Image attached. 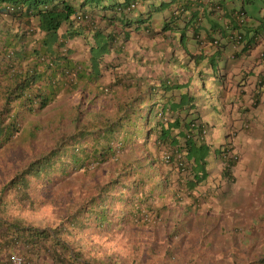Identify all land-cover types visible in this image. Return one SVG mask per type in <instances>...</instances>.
<instances>
[{
    "label": "trees",
    "instance_id": "1",
    "mask_svg": "<svg viewBox=\"0 0 264 264\" xmlns=\"http://www.w3.org/2000/svg\"><path fill=\"white\" fill-rule=\"evenodd\" d=\"M5 2L11 3L14 10H6ZM74 4H83V0H0V145L18 130L23 111L43 108L59 90H78L90 105L99 101V95L106 98L109 94L115 95L91 85L86 73L75 70L72 61L60 52L65 38L77 34L78 28L72 26L63 28L62 34L57 33L63 23L69 22V16L75 11ZM2 15H8L10 20L3 21ZM104 35L112 40L114 32ZM103 48L104 42L100 53ZM160 71L157 83H141L126 71L114 107L87 109L88 120L80 126L77 125L80 113L76 110L71 118L70 134L0 181V264H12L11 254L19 255L22 264H140L134 257L125 262V257L115 249L91 251L90 255L80 244L69 243L64 234L71 233L72 224L83 226L88 215H93L96 225L102 226L109 224L112 215L117 225L126 226V231L139 232L160 217L159 210H166L169 216L181 213L182 187L194 188L202 181L205 184L206 138L199 126L194 134L190 133L191 120L185 119V115L180 117V112L185 111L187 115L195 102L186 90H179L182 84L176 83L171 74ZM71 72L75 81L69 75ZM195 111L199 117V111ZM123 151L131 153L133 158L117 156ZM163 151L171 153L168 162L161 159ZM174 153L180 157L176 159ZM109 157L117 159L119 165L101 185L102 191L58 224H29L22 215L16 214L15 210L22 205L31 208L36 205L29 192L32 178L48 181L54 174L63 177L85 165L91 168L88 164L100 163ZM182 170L186 179L192 174L186 185L179 176ZM227 171L222 172L228 174ZM232 238L231 234L217 236L223 245L233 241ZM183 239L189 240L181 250L178 246ZM175 240L174 245L163 251L164 258L152 264H211L209 258L214 251L208 253L206 262L200 257L216 246L214 242L204 239L199 242L196 230L186 231ZM249 240L245 238L243 245ZM231 247H228L231 253L227 256L224 251V259L220 256L218 264H264V252L246 260L240 254L236 256Z\"/></svg>",
    "mask_w": 264,
    "mask_h": 264
},
{
    "label": "clouds",
    "instance_id": "2",
    "mask_svg": "<svg viewBox=\"0 0 264 264\" xmlns=\"http://www.w3.org/2000/svg\"><path fill=\"white\" fill-rule=\"evenodd\" d=\"M245 2L249 3L250 1L240 0L239 6L235 7L223 0H83V4H74L75 11L69 16V22L63 23L57 32L58 35L64 33L62 30L66 26L78 28L76 29L77 34H73L67 39L65 38L64 43L59 47L60 52L65 53L70 62L72 61L71 63L75 65V70L81 69L86 73L91 85L98 89L100 86L104 90L114 92L115 95L109 94L107 97H111L114 103L119 99L126 71L132 74L136 72V70H130V65L128 64L119 66L124 67L123 70L115 68L119 65L118 60L121 59L123 61L124 55H130L129 42L134 43L141 39H155L157 44L161 41L172 44L170 52L156 61V65L159 62L156 68L158 75L161 74L160 70L165 73H172L170 67L166 66L169 59L171 63L177 62V65H182L187 70V79L183 83V90H186L189 94L188 97L193 98L195 102V106L188 110L191 116L185 115V119L189 118L191 120L190 133H193L199 126L203 137L206 138L204 143L208 146L207 150L212 148V140L214 138H217L218 147L217 152L206 151L203 156L208 164L204 181L207 186L203 188L206 190L204 197L200 201L196 197V195H199V193L194 194V191L199 192L194 190L196 186L190 189L187 186L182 187L181 191L190 194V199H181V213L173 216H169L166 210H164L166 212L165 216L163 215L164 211L160 213V218L168 223V232L174 239L183 237L184 233L191 229L190 232L196 230L197 233L206 231L207 234H200L203 235L202 239H205L204 236H210L212 242H214L213 232L216 228L222 231L219 235L231 234L233 236L232 239L238 238V240L228 241L226 247L232 246L231 248H235L236 246L232 244L233 242L242 247L245 238H251V233L254 231L253 227L264 226V193H262L264 192V176L259 178V167L257 165L253 164V170L250 166L251 160L258 159L259 156L261 160H264V66H261L256 73L254 70L250 72L251 75H255V80L249 91V100L237 103L234 99V104L232 102L229 104L231 108L236 105H242L238 112L235 110L228 111V116L230 114H238V119L241 121L239 123L236 121L227 123L220 134L212 136L210 134L217 132L219 128H214L210 121L202 118V113L199 111V86L196 82L199 79V74H202L201 71L206 68L205 65L211 66L214 72H219L217 60L212 56V52L207 53L205 56L199 55V41L206 40L211 34L216 37L211 40V51L234 50L237 46L251 49L245 43L252 41L253 43L261 44L260 50L258 52L255 51V63L253 62L252 67L260 63V61L264 62V9H261L259 17H256L251 7L244 8ZM163 3L179 11V15L174 18L171 24L166 17L164 8H161ZM4 8L6 10H14V6L8 2L4 3ZM199 10L206 16L207 21L217 24H214L211 28L201 26L199 24L201 22L198 14ZM169 11H171V8H169ZM1 19L3 21L5 19L10 20V17L2 15ZM110 31L114 32L112 40L104 35ZM36 33L43 34L41 31H36ZM98 38H104L102 39L104 49L97 60L99 67L94 68L92 52ZM125 46L127 47V52H123ZM176 46V49H180V53L183 56L181 63H179V59L174 52ZM229 55L232 57V53ZM99 58H102L103 61H100ZM204 59H206V62L203 64L201 62ZM134 60L138 61V59ZM24 64L25 61H22L21 65L24 66ZM106 70H108L109 76L113 77V79L105 81V79L101 78L106 75ZM72 74L73 72L69 75ZM72 77H74L73 81H75V75H72ZM136 77L141 78L142 75H136ZM159 78L160 76H157L155 79H151L152 82L150 80L147 82L157 83ZM94 81H96L97 85H95ZM114 83L120 84L122 87L118 88L117 85L113 87ZM154 88L158 90L157 86H154ZM239 92L244 93L243 89H239ZM99 97L105 98L103 95H99ZM221 97H225L224 89L221 91ZM195 110L199 111V117L195 116L197 113ZM257 113L262 115L263 120L260 124L262 125V133L254 134L252 137L256 140L250 142V137L246 136L249 133L247 131L249 125L243 119L247 115H249V118H255ZM253 128L252 125L250 130L252 131ZM248 144L254 146L251 153L246 152L248 171H244V173L247 172L250 180L248 182L239 181L235 183H238L241 188H244V186L248 188L249 183L251 185L256 184L255 190H253V198L251 200L245 199L244 204L245 210L243 212H251L249 222H247L248 217L244 213L241 216L242 219L236 221L238 216L229 213L230 207L226 203L225 198L221 200L208 195L210 192L215 191L213 186H218V190L233 192L231 186L234 182L229 183L227 181L229 184L223 185L221 181L234 179L233 168L236 165L243 166L244 147ZM256 146L260 147V149L254 151ZM170 154L168 151H163L160 155L162 161L168 162ZM174 157L178 159L180 156L174 153ZM88 166L92 167L93 164L90 163ZM262 167L264 168V163ZM224 169L228 170V174H223L222 171ZM251 172H254L257 176L253 177ZM180 173L179 176H182L183 185H186L192 174L188 175L186 179L183 170ZM210 174H212L210 179L215 175L214 178H217L216 182L207 181ZM170 176H173V174H170ZM212 193L216 196L219 195L216 192ZM187 204L189 205L188 207L186 206ZM199 216H202V218L199 219ZM205 218L207 219L204 220ZM191 220L195 221L196 224H191L187 227ZM233 230L235 233H232ZM240 232L241 234H239ZM227 250L228 248H225L228 256L230 253ZM244 255H242L243 258Z\"/></svg>",
    "mask_w": 264,
    "mask_h": 264
},
{
    "label": "rangeland",
    "instance_id": "3",
    "mask_svg": "<svg viewBox=\"0 0 264 264\" xmlns=\"http://www.w3.org/2000/svg\"><path fill=\"white\" fill-rule=\"evenodd\" d=\"M223 1L235 7L239 6L240 4V0ZM249 1V3H244V8L251 7L253 9L254 16L259 17L261 9H264L263 0ZM161 8H164V12L166 17L170 20V24L172 21H174V18L179 15V11L174 10V7L166 6L164 3ZM169 8H171V11H169ZM198 14L199 19H201V22H199L201 26H204L205 28H211L214 24H217L212 21H207L206 16L202 14V11L199 10ZM213 38L216 37L211 34L206 40L199 41V55L205 56L207 53L211 52V40ZM102 39L104 38H98L96 40V45L93 48L92 56L94 60V68L99 67L97 60L101 54L99 50L103 45ZM127 51V47L125 46L123 52ZM174 52L176 53L177 57L179 54L182 55L180 53V49H174ZM145 80H147V77H144L143 75L141 78H139L141 83H143ZM247 89L250 90L251 88L248 87ZM105 98L103 99L100 97L97 99L99 101L90 105L87 103L88 99L83 96L82 92L77 90L75 91L70 88H64L63 90H59L57 93H55L52 99L43 108L35 107L32 112L23 111L20 116L21 118L19 120L18 130L8 141H5L0 145V181L7 179L8 176L14 173L18 168L22 167L26 162L34 158L37 154L50 150L57 142L70 134L73 131L71 118L76 115V110L77 114L80 113L77 123V125L80 126L82 123L85 124V122L88 120L87 109L93 106L98 107L103 105H106L108 109L114 107L115 103L113 99L111 97ZM180 115H186V112L182 111L180 112ZM187 116H191V113H188ZM212 143V148L206 150L207 152L210 150L217 152V138H214ZM253 147L254 146L251 144H248L244 147L245 153H243V166L236 165L233 168L234 179L221 181V184L223 185L234 182V184L231 186V190L233 192L218 190V186H213L215 191L212 192H216L219 195L216 196L212 192L208 194L211 197L220 198L221 200L225 198L226 203L229 204L230 211L233 212L234 215L238 216L236 221L242 219L241 216H243V210H245V199L251 200L253 198V190H255L256 187V184H253L248 188H241L238 183H235L239 181L248 182L250 180L247 172L244 173V171H248L246 152L251 153ZM117 156H120L121 158H133L132 154L127 151H123ZM263 163L264 160H261L260 156L258 159H253L250 162L252 170L254 169L253 164L259 167V178L264 176V168L262 167ZM117 164L119 165L117 159L114 157H109L100 163H93L91 168H86L85 165L84 167L86 170H83L84 167H82L78 170L71 171L69 174L63 177L54 174L53 177L48 181L43 178H32L29 184V192L34 199V204L36 205L34 208L22 205L18 207L15 212L16 214L22 215L25 218V222L29 224L40 226L56 225L67 215L70 216V214L79 208V206L82 204L86 205L91 197L100 193L102 191L101 185L112 176L114 168ZM215 175L217 174L215 173ZM251 175H253V177L257 176V174H254V172H251ZM211 176L212 174L209 175L207 181L212 180L213 182H216L217 178L213 177L210 179ZM202 182L196 184L194 189L199 191H194V194L199 193V195L195 194L196 197L199 198V201L206 193V190L203 188L207 186V183L201 184ZM208 185L211 186L210 184ZM179 196L180 199H190V194L185 191H181ZM43 201L47 203H43ZM162 212L163 211L160 213ZM109 213L113 214V212ZM165 214L166 212L164 211L163 215L165 216ZM85 215L87 214L85 213ZM92 216L93 215H88L85 218L83 226L72 224L70 226L71 233L64 234L67 237L69 243L72 245L74 243L80 244L86 253L90 255L91 251H100V249L102 251L104 248L107 250L115 249L119 250L118 253L125 257V262H130V260L133 259L131 257H134L135 260L140 264H152L160 258H164L163 251L165 248L176 243V240L170 236L168 232V223L162 220L159 216L154 222L147 224L146 227L142 228L141 231L136 233L132 231H126V226L123 224V226L121 225L122 227L117 225V222L115 218L112 217V215H110V220L108 221L109 224H104L103 226L101 224L96 225L95 221L92 219ZM201 218L202 216H199V219ZM206 219L207 218L204 220ZM208 221L210 222V220ZM191 224H196V222L191 220L187 227H189ZM253 230L254 231L251 233L249 242L246 245H243L245 246L243 251L239 250L242 249L238 246L239 244L236 245V242L232 243L236 247L231 249L236 252V256L240 254L239 257L241 259V254H245L244 259L248 260L261 255L264 252V226H258L257 228L253 227ZM190 231L191 229L188 230V232ZM221 232L222 231H219L215 228L213 237L216 246H213L210 251H206L207 254L200 257L205 262L212 250L215 254L209 258L212 259L210 262L211 264H218V258L225 253V248H228L226 247L227 241L223 245L222 241L217 240V236L221 234ZM102 233L103 235L101 236ZM232 233H235L234 230ZM239 234H241V232ZM202 236L203 235L199 236V242L203 241ZM76 237L79 238L76 239ZM204 237V240H210L212 242L210 236ZM73 240H76L77 242ZM186 240L189 239H183L178 246V249L184 250L187 243ZM231 240H238V238ZM228 252L231 253L229 248ZM222 258L224 259V256H222Z\"/></svg>",
    "mask_w": 264,
    "mask_h": 264
},
{
    "label": "crops",
    "instance_id": "4",
    "mask_svg": "<svg viewBox=\"0 0 264 264\" xmlns=\"http://www.w3.org/2000/svg\"><path fill=\"white\" fill-rule=\"evenodd\" d=\"M11 23L15 25L16 22L12 21ZM7 24H9V22ZM128 44L130 48V55H124L123 61L121 59L118 60L117 62L119 65L115 68H120L123 70L124 67L119 66L128 64L130 65V70H136V72L133 74L134 76L141 74L144 77H147V80H145L146 82L149 80L152 82L151 79H155L158 76L156 68L158 67L159 62L156 65V61L170 52L172 44L164 41H161L159 44H157L155 39H141L134 43L129 42ZM245 44L249 45L251 49L237 46L234 50H226L221 52L211 51L213 53L212 56H214V58L217 60L219 72L216 73L211 69V66L208 67L205 65L206 68L201 71L202 74H199V79L196 81L197 85L199 86V111L202 113V118L204 120L210 121L214 128H219L217 132L211 133V136L220 134L221 130L227 125V123L231 121H236L239 123L241 121L238 119V114H230V116H228V111L235 110L238 112L242 105H236L235 107L231 108L229 104L230 102L234 104V99L237 103H240L241 101L246 102L249 100L248 97L250 90L247 88H252L255 80V75H251L250 72L254 70L256 73L261 66H264V62L260 61V63H257L254 67H252L253 62L255 63V51L258 52L260 50L261 44L253 43L252 41H248ZM176 48L177 46L175 49ZM230 53H232V57L229 55ZM134 59H138V61H135ZM178 59L179 63H181L183 56L179 54ZM205 62L206 59L202 60L201 63L204 64ZM166 66L170 67L172 72L171 76L176 81V83L182 84V87H179V90L183 91V83L187 79V70L185 67H182V65H177V62L171 63L170 59L168 60ZM101 78L105 79V81L113 79V77L109 76L108 70H106V75L102 76ZM94 82L95 85H97L96 81ZM116 85L117 83H114L113 87ZM117 87L120 88L122 85L118 84ZM222 89H224V98L221 97ZM239 89H243L244 93H240ZM261 116V114L257 113L255 118H249V115H247V117L243 119L249 125V129L247 130L249 133L246 136L250 137V142L256 140L254 137H252L254 134L262 133V125L260 124L262 123L263 119ZM252 125L254 128L251 131L250 128ZM259 149L260 147L256 146L254 151ZM249 186H251V183L248 184V187ZM186 206L188 207L189 205L187 204ZM229 213L234 215V213L230 210ZM244 215L248 217L247 222H249L251 212H244ZM205 233L206 231H201L199 232V235Z\"/></svg>",
    "mask_w": 264,
    "mask_h": 264
},
{
    "label": "built area",
    "instance_id": "5",
    "mask_svg": "<svg viewBox=\"0 0 264 264\" xmlns=\"http://www.w3.org/2000/svg\"><path fill=\"white\" fill-rule=\"evenodd\" d=\"M10 259L12 264H22V258L17 254H11Z\"/></svg>",
    "mask_w": 264,
    "mask_h": 264
}]
</instances>
